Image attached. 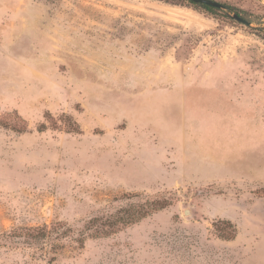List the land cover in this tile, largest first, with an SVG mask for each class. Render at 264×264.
Instances as JSON below:
<instances>
[{"label":"rangeland","instance_id":"rangeland-1","mask_svg":"<svg viewBox=\"0 0 264 264\" xmlns=\"http://www.w3.org/2000/svg\"><path fill=\"white\" fill-rule=\"evenodd\" d=\"M213 1L251 25L186 0H0V264H264V0ZM130 196L164 208L92 236Z\"/></svg>","mask_w":264,"mask_h":264},{"label":"trees","instance_id":"trees-1","mask_svg":"<svg viewBox=\"0 0 264 264\" xmlns=\"http://www.w3.org/2000/svg\"><path fill=\"white\" fill-rule=\"evenodd\" d=\"M188 3H190L192 6L201 9L211 15H220L225 18L229 17L227 16L226 12H223L222 10L213 8L211 6H207L205 4H197L193 3L189 0H186ZM227 7V10L231 13H236L238 15H248L246 12H242L236 7L229 6L226 4H223ZM251 23V22H250ZM264 37V27L256 29ZM44 128V126H41L40 129ZM135 196H130L127 198V206L119 208L118 212L112 216L107 217L105 222L103 221L100 226L97 228V225H92V230L94 231V234L92 236L94 237H106L109 234L115 232L119 227H126L129 225H133L140 220L150 216L151 213L158 211L160 209L164 208L163 202L154 200V201H148L145 200V202H137L134 201ZM139 199V198H138ZM108 209H114L113 206L108 207ZM100 220H92L90 221L91 224H96ZM223 227L221 228L222 231V237L226 239L233 238V228L232 225L228 222H222ZM48 228H35V229H29L24 234L18 236V238L24 237L23 241L26 244L29 245H37V244H43V243H49V241L52 239L49 236H58L56 234V231L59 233V230H54L52 233L47 230Z\"/></svg>","mask_w":264,"mask_h":264},{"label":"water","instance_id":"water-1","mask_svg":"<svg viewBox=\"0 0 264 264\" xmlns=\"http://www.w3.org/2000/svg\"><path fill=\"white\" fill-rule=\"evenodd\" d=\"M189 1H191V2H193V3H197V4H198V3H199V4H205V5H207V6H211V7H213V8H216V9L222 10V11L226 12V14H227L230 18L234 19L235 21H238V22H240V23H243V24H245V25H247V26H250V25H251L250 21L246 20L245 18H243L242 16H240V15H238V14H236V13H231V12H229V11L227 10V7H226L225 5L219 3V2H216V1H213V0H189ZM186 213H187V211H185V214H186Z\"/></svg>","mask_w":264,"mask_h":264}]
</instances>
